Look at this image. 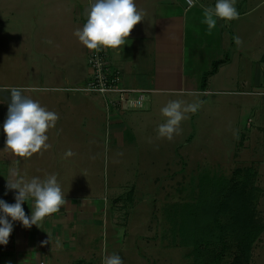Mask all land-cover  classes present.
I'll use <instances>...</instances> for the list:
<instances>
[{
	"label": "crops",
	"instance_id": "1",
	"mask_svg": "<svg viewBox=\"0 0 264 264\" xmlns=\"http://www.w3.org/2000/svg\"><path fill=\"white\" fill-rule=\"evenodd\" d=\"M34 1L11 0L14 7L34 4L35 8V12L33 10L28 16L32 19L31 24L26 25L22 20L24 25L17 26L16 19L11 18L13 28L23 29L19 34H11L19 38L18 44L22 42L21 45H24L23 41L29 35L37 36L40 42L45 39L42 45L51 54L56 51V54L69 55L72 54V47L83 52L87 59L89 50L73 33L85 22L84 13L89 0ZM45 3L47 6H58L56 18L38 16V8ZM136 4L145 16L131 30L130 42L120 49L101 51L110 67L120 72L123 88L146 91L148 96L156 95L154 101L147 96L145 106L140 110L107 114L99 96L68 94L79 93L72 90L73 86L83 85L88 80L87 62L82 71L80 66H73L68 60L65 64H57L59 59L56 56L51 57L50 64L53 66H16L11 65V46L0 47V53L7 54L0 55V88L22 86L27 89L25 95L38 100L59 116L56 126L47 133L51 147L30 158L18 157L5 148L6 134L0 128V198L9 204L15 203V190L6 189L13 169H19L26 179L34 176L43 179L54 173L66 195V205L58 213L46 217L40 227L33 225L25 228L19 221L13 222L8 244L0 245L1 264H99V250L95 244L100 235L97 239L94 228L101 224L99 228L103 239L104 235L107 238L110 225L116 227L114 238H117V230L121 229L123 222L115 214L118 210L116 202H113L115 195H110V189L108 192L98 191L92 180V172L102 161L99 159L103 143L96 128L100 115L106 124L105 137L113 142V146L122 147L126 136H129L127 141L135 142L133 131L140 128L139 124H144V115L153 111L154 102L159 99L186 95L189 91L209 95L213 93L209 89L213 88V84L251 90L264 88V0H236L239 18L225 23L218 20L217 27L211 32L203 23V9L214 6L215 0H198L187 13L183 0H136ZM21 12L22 9L18 10V14ZM11 13H14L13 9ZM236 36L242 41L240 45L235 43ZM68 38H74V41ZM49 39L59 42L49 45L45 43ZM216 63V72L206 78L202 89L203 76ZM17 71L22 73L15 77ZM44 89L47 91H42ZM9 102V93L0 91V125L6 118ZM255 109V118L259 121L260 117L256 114L259 111L257 107ZM254 127L264 135L260 122ZM104 146L106 150L109 145L106 143ZM69 150L73 153L70 156L66 155ZM81 150L89 152L85 163L88 170L83 173L79 170L80 165H84L80 159ZM103 157L109 160V155ZM22 207L26 215L31 214L30 203L25 202ZM8 219L11 220L10 217ZM260 237L253 245L248 264H264V253L258 260L254 255L256 245L264 252ZM188 258L192 260L191 256Z\"/></svg>",
	"mask_w": 264,
	"mask_h": 264
},
{
	"label": "rangeland",
	"instance_id": "2",
	"mask_svg": "<svg viewBox=\"0 0 264 264\" xmlns=\"http://www.w3.org/2000/svg\"><path fill=\"white\" fill-rule=\"evenodd\" d=\"M11 9L14 13H11ZM20 9L23 10L22 14H18ZM33 10L35 12L34 4L14 7L11 0H0V47L11 46V65L53 66L50 64L51 57L56 56L59 59L57 64H65L68 60L73 66H80L82 71V66H86V55L80 50L71 47L72 54L61 55L56 51L51 54L42 45L44 38L40 42V37L29 35L21 45L22 42L18 44L19 38L11 36L22 32V28L11 26V18L16 19L17 26L24 25L23 21L26 25L31 24L32 19H28V16ZM58 11L57 5L47 6L45 3L38 8V16L56 18ZM49 40L53 44L59 42L57 39ZM68 40L73 42L74 38ZM21 73L17 71L15 77ZM81 86H73V89ZM209 89L213 91L209 95L205 92L195 97L172 95L154 102L153 111L143 117L144 124H139L140 128L132 133L135 142L127 141L129 136H126L122 147L113 146V142L108 141L104 134V117L100 115L97 118L96 128L103 143L99 159L102 161L92 172L95 175H92V180L98 191L108 192L110 189V195H115L113 202H116L118 209L115 214L123 222L117 233H125L122 238H118V235L114 238L116 227L110 225L107 238L104 235L102 239L101 224L94 228L97 239L100 235L95 244L100 261L106 254L118 253L124 264H193V258H188L191 249L180 246L188 236L191 224H187L184 237L181 235L182 222L189 223L191 219L192 225L203 224V219L207 220L212 184L215 180L216 185H220V179L231 180L237 169L251 168L256 172L254 186L260 192L255 193L257 197L252 204L257 221L264 224V135L254 127L260 122L264 132V97L257 92L264 88L251 90L235 85L213 84V88ZM68 94L81 96L75 92ZM148 97L154 101L156 95L150 94ZM178 99L189 103L199 99L203 103L195 114H188V118L182 121V133L168 140L158 134L159 125L165 121L161 108L168 101ZM255 107L259 111L256 113L259 121L255 118ZM79 127L83 128L82 125ZM106 143L109 146L105 150ZM103 155H109V160H105ZM88 156L87 150L80 151V159L84 163L79 168L82 173L88 170L85 166ZM184 212L185 215L182 214ZM98 219L101 222V216ZM260 238V243H264V234ZM228 244L230 249L225 252L221 264H232L236 260L238 252L230 238ZM254 250L258 260L264 252L257 245Z\"/></svg>",
	"mask_w": 264,
	"mask_h": 264
},
{
	"label": "clouds",
	"instance_id": "3",
	"mask_svg": "<svg viewBox=\"0 0 264 264\" xmlns=\"http://www.w3.org/2000/svg\"><path fill=\"white\" fill-rule=\"evenodd\" d=\"M197 3L198 0H186L185 13ZM203 14V23L209 32L217 27L218 20L225 23L240 16L236 0H215L214 6L203 9ZM84 15L85 22L73 34L84 48L96 52L120 49L128 44L131 30L145 16L137 7L136 0H89ZM234 40L237 45L242 43L238 36ZM45 43L52 45L53 41L47 40ZM0 91L8 92L10 101L6 118L0 125L6 134L5 148L23 158H30L49 149L51 145L47 133L56 126L58 114L25 95L27 89L22 86L4 87ZM186 95L195 97L199 94L189 91ZM202 103L199 99L190 103L179 99L168 101L161 108L165 121L158 127L159 136L172 140L174 136L180 135L182 121L188 118V114H195ZM72 154L70 150L66 153L69 156ZM10 175L12 179L7 180L6 189L15 190V203L9 204L0 198V245L5 246L13 231V222L19 221L25 228L33 225L40 227L46 217L58 213L66 205V195L56 174H48L43 179L39 176L26 179L19 169H13ZM25 202L31 204L30 215H26L22 207ZM101 264H124V261L118 253H111L102 257Z\"/></svg>",
	"mask_w": 264,
	"mask_h": 264
},
{
	"label": "trees",
	"instance_id": "4",
	"mask_svg": "<svg viewBox=\"0 0 264 264\" xmlns=\"http://www.w3.org/2000/svg\"><path fill=\"white\" fill-rule=\"evenodd\" d=\"M217 67V63L214 64L203 76L202 89L206 78L213 75ZM255 179L256 172L250 168L235 170L233 178L220 179V185H216L215 180L207 206V220L203 219L201 225H192L191 219L189 223L182 222L181 235L184 237L187 224H191L189 234L180 246L191 249L189 255L193 264H221L225 252L230 249L228 238L238 252L232 264L249 263L253 245L264 233V224L257 221L252 204L257 197L255 193L260 192L254 186Z\"/></svg>",
	"mask_w": 264,
	"mask_h": 264
},
{
	"label": "built area",
	"instance_id": "5",
	"mask_svg": "<svg viewBox=\"0 0 264 264\" xmlns=\"http://www.w3.org/2000/svg\"><path fill=\"white\" fill-rule=\"evenodd\" d=\"M186 7V0H183ZM88 80L73 91L99 96L107 114L140 110L145 106L148 92L123 88L120 85V72L110 67L102 51L89 50L87 53ZM264 96V90L258 92Z\"/></svg>",
	"mask_w": 264,
	"mask_h": 264
},
{
	"label": "water",
	"instance_id": "6",
	"mask_svg": "<svg viewBox=\"0 0 264 264\" xmlns=\"http://www.w3.org/2000/svg\"><path fill=\"white\" fill-rule=\"evenodd\" d=\"M122 237H123V232L120 231V232H119V235H118V238H122Z\"/></svg>",
	"mask_w": 264,
	"mask_h": 264
}]
</instances>
